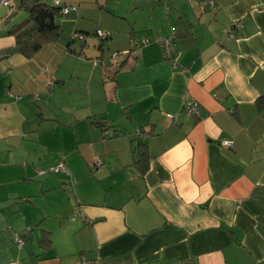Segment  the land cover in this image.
Returning <instances> with one entry per match:
<instances>
[{
    "label": "crops",
    "instance_id": "obj_1",
    "mask_svg": "<svg viewBox=\"0 0 264 264\" xmlns=\"http://www.w3.org/2000/svg\"><path fill=\"white\" fill-rule=\"evenodd\" d=\"M207 1L60 0L58 40L0 62V264H264V0Z\"/></svg>",
    "mask_w": 264,
    "mask_h": 264
},
{
    "label": "trees",
    "instance_id": "obj_2",
    "mask_svg": "<svg viewBox=\"0 0 264 264\" xmlns=\"http://www.w3.org/2000/svg\"><path fill=\"white\" fill-rule=\"evenodd\" d=\"M62 4L53 0H18V11H23L27 16V23L14 25L8 30L14 37V45L6 54L20 53L26 58L32 57L44 44L57 41L60 36L58 17ZM11 13V12H10ZM8 14L7 22L13 14ZM118 52V51H116ZM264 99V96H262ZM99 123L102 125V121ZM114 134V130H112ZM141 130H139V133ZM135 165L144 173L148 167V155L145 146L137 142L135 147ZM48 243V240H46Z\"/></svg>",
    "mask_w": 264,
    "mask_h": 264
},
{
    "label": "built area",
    "instance_id": "obj_3",
    "mask_svg": "<svg viewBox=\"0 0 264 264\" xmlns=\"http://www.w3.org/2000/svg\"><path fill=\"white\" fill-rule=\"evenodd\" d=\"M54 3L58 4L59 0H53ZM0 4L4 7H9L11 6V1L10 0H0ZM215 5L214 0H208L207 1V6L209 8H213ZM71 11H76V7L74 6H69V5H62L60 8V14L61 15H67L69 14ZM242 27V24L240 21H235L233 22L228 28H226V37L227 39H233L236 36V33L238 32V30H240ZM95 35L99 38V39H106L109 37V32L105 31V30H96L95 31ZM74 38H78L80 40H84L85 39V35L81 32H74L73 34H71L70 39H74ZM173 34H171L168 37H164L160 40H157V43L159 44V46L162 49L163 52V56L166 60H168L173 66L177 67V58L178 55L177 53L174 56H171V51L173 49ZM69 39H67L66 42H68ZM149 42H151L149 39L147 38H142L139 41H136L134 39H130V44H141V45H145L148 44ZM127 54L129 53V51H125V52H113L111 53V59L112 60H116L118 58L119 55L121 54ZM36 97V96H35ZM183 111L188 113V114H198L199 113V106L196 102L192 101V102H187L183 105ZM168 118L174 119V116L171 114L166 113L165 114ZM137 132L139 133V130H137ZM109 134H113L112 131L108 132ZM221 145L224 147H230L232 145V142L229 140H221ZM98 161H100V159H98ZM48 172H61V173H65L68 174L67 170L64 168V166L62 164L53 166L51 168H49ZM30 228H26L24 229V232L26 233L27 231H29ZM15 242L19 245L22 246L24 243V239L21 235L16 234L15 235ZM81 264H92L91 261H88L86 259H82Z\"/></svg>",
    "mask_w": 264,
    "mask_h": 264
},
{
    "label": "rangeland",
    "instance_id": "obj_4",
    "mask_svg": "<svg viewBox=\"0 0 264 264\" xmlns=\"http://www.w3.org/2000/svg\"><path fill=\"white\" fill-rule=\"evenodd\" d=\"M11 2H12V5L11 6H9V7H4V6H2L1 4H0V31H6L7 29H9V30H12V29H10V27L11 26H13V24L15 25H20V24H22L25 20H27V16H26V14L23 12V11H18V12H16L18 9H17V7H18V0H10ZM80 1V0H79ZM91 1H95L96 2V0H91ZM121 4H120V9H124V7H125V5H129V0H121V2H120ZM126 3V4H125ZM12 13L13 14V16L9 19L10 20V24L9 23H6L5 21H4V18L9 14V13ZM10 13V14H11ZM4 21V22H3ZM11 21H13L12 23H11ZM0 39H4V38H1L0 37ZM94 39V38H93ZM71 40V39H70ZM91 39H89V41H90ZM95 40H97L96 38H95ZM0 43H1V41H0ZM48 43H50V42H48ZM47 44V43H46ZM45 44V45H46ZM12 48L10 47V48H5V47H2V46H0V62L2 61V60H4V59H7V58H9V57H11L12 55H14L15 53H11V54H6V51L7 50H11ZM18 55H22V54H20V53H17ZM23 56V55H22ZM10 61H11V59H9ZM4 72H3V70L2 69H0V79H2L3 78V81H4V74H3ZM64 92V91H63ZM34 95V94H33ZM56 109L54 110V112L57 114V115H59V117H60V119L62 120V121H64V122H66V123H69L68 122V120H66V119H64V118H62L63 117V115H64V113H66L67 112V110L66 109H68L65 105H63L62 106V108H61V106H59V108H57V107H55ZM68 113V112H67ZM69 116L70 117H72V121L74 122V123H76L73 119H74V114H69ZM83 121V120H82ZM82 122H80V128H81V126H82ZM69 129H70V127H69V124H67L66 126H65V131H64V134L66 135L68 132H69ZM79 129V128H78ZM99 132H100V129H99ZM84 144H86V143H83V145ZM98 144H99V142L96 140V141H94V142H88L86 145H88V146H90L91 148L92 147H97L98 146ZM86 152L87 153H89V148L87 147V149H86ZM100 161H98V162H96V159H94V158H92V159H90V162L88 161V163H90V166H91V171L93 172V173H96V174H98L99 172H96V171H98V169H99V167H100V163H99ZM59 164V163H58ZM51 167H53V166H51ZM51 167H49V168H51ZM48 170V169H47ZM44 174H47V172L46 171H44L43 172ZM60 173V172H59ZM99 175V174H98ZM67 176H69V174H67ZM97 178L96 177H92V178H90L87 182V188H89V190H91V189H93V190H95V189H98L97 188V184H96V180ZM101 179V178H100ZM76 183L77 184H79V191H80V193L82 192V190H81V187H85V185H83V184H81V183H78L77 181H76ZM50 199H52V195H51V197H50ZM55 200H56V203L58 204V201H59V203L62 205V206H67V204H68V200L66 199V196L65 195H63V193H56V195H55V198H54Z\"/></svg>",
    "mask_w": 264,
    "mask_h": 264
}]
</instances>
